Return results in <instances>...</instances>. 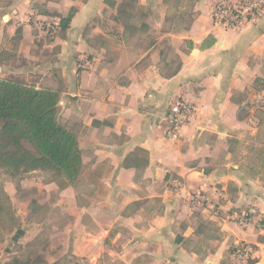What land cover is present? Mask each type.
<instances>
[{
    "label": "crops",
    "instance_id": "obj_1",
    "mask_svg": "<svg viewBox=\"0 0 264 264\" xmlns=\"http://www.w3.org/2000/svg\"><path fill=\"white\" fill-rule=\"evenodd\" d=\"M123 1L0 0V76L60 90V120L82 151L77 184L52 182L76 196L62 224L66 248L51 264H245L234 259L238 244L254 250L247 264H264V13L227 28L212 20L217 0L189 1V12L139 0L140 14L129 5L119 12ZM209 35L216 42L202 48ZM176 96L195 112L173 140L164 131ZM5 188L19 218L15 236L0 243V264H11L23 258L20 237L39 233L22 228L20 190ZM190 192H205L211 205L192 208ZM30 203L25 219L46 207L38 202L33 212ZM253 206L257 214L239 224L235 215ZM43 251L31 264H47Z\"/></svg>",
    "mask_w": 264,
    "mask_h": 264
},
{
    "label": "trees",
    "instance_id": "obj_2",
    "mask_svg": "<svg viewBox=\"0 0 264 264\" xmlns=\"http://www.w3.org/2000/svg\"><path fill=\"white\" fill-rule=\"evenodd\" d=\"M133 2V1H132ZM126 0L119 6L125 12ZM77 9L72 7L62 16V30L70 26ZM216 42L213 35L201 44L208 48ZM192 47L193 43L188 42ZM60 90L36 87L16 77H0V169L16 180L21 190L23 176L35 172L45 173L47 183L55 182L59 188L76 185L83 169V157L77 134L59 117ZM38 200L31 199L30 209L37 212ZM19 226L13 202L0 180V243ZM41 237L31 241L34 245ZM36 258H16L11 264H31ZM251 263V262H250Z\"/></svg>",
    "mask_w": 264,
    "mask_h": 264
},
{
    "label": "rangeland",
    "instance_id": "obj_3",
    "mask_svg": "<svg viewBox=\"0 0 264 264\" xmlns=\"http://www.w3.org/2000/svg\"><path fill=\"white\" fill-rule=\"evenodd\" d=\"M132 1H133L132 9H134L135 12L140 14L141 8L137 4L139 0H132ZM189 1H193V0H171L170 2L171 5L169 6L171 7V10L178 9L177 7H181L182 10L189 12L190 10ZM190 18L191 15L190 17L188 16L185 19H183L180 22V26L185 27L189 23ZM135 21H139V20H135ZM176 26H178V22H176ZM150 37L155 38L156 34L151 33ZM170 39L171 37L166 36L162 40L161 45L166 49L167 60H171L172 67H175L176 64L178 63V56L175 55V53L172 50L173 47L169 41ZM29 80L30 81L28 83L30 82L32 83L33 81H36V79L34 78H29ZM0 178L4 180V184L7 188L12 187L13 189H15V186L17 185L16 180L10 177L8 174L4 173L1 169H0ZM46 180H47V175H45V173L30 174L23 176L21 179L22 189L16 194L17 195L16 198L19 202H20L19 197L21 196L23 198V199L21 198L22 201L20 202L21 204L18 208L19 210H21L22 212L21 214L23 215V219H24L22 222L23 225L22 228L28 229L29 226L34 227L37 234L39 233L38 235L41 237V239L38 240L36 244L32 245L31 240L33 239H29V235H30L29 234L26 237H20L19 243L16 245V247L17 250L21 252V256H23L24 260L27 257L30 258L31 255H35L36 254L34 253L35 250H44L42 254H44L47 259L45 261L47 264H51L57 260L58 256L61 255V253L66 248V245L62 243L63 236L66 237L65 235L62 234V224L71 217V215H69V212L66 210L68 205L67 202L68 203L71 202L73 196H76V194L73 193V190H70L69 193L64 196L63 193L60 192L56 184L47 183ZM31 198L32 199L36 198L40 204L46 206L47 208L46 207L42 208L39 212V215L31 217L29 219H25L27 218L26 214L27 215L30 214L26 202H31ZM32 207H35V204H32ZM43 222L44 224L45 223L48 224L46 228L45 225H42ZM16 231L17 230H14L12 233L8 234L5 238V241L7 242L8 239H11L13 236H15ZM48 237L50 238V240L48 239V241H46V238ZM5 246L6 245H4L2 249H0V255L3 253ZM36 261L37 263L42 264L43 260L38 258ZM62 264H83V263L78 262L76 259H69Z\"/></svg>",
    "mask_w": 264,
    "mask_h": 264
},
{
    "label": "built area",
    "instance_id": "obj_4",
    "mask_svg": "<svg viewBox=\"0 0 264 264\" xmlns=\"http://www.w3.org/2000/svg\"><path fill=\"white\" fill-rule=\"evenodd\" d=\"M264 13V0H217L211 10L212 20L227 28H238L248 23H255ZM46 21H37L40 28L47 26L51 28L53 24ZM46 24V25H45ZM80 67H85L83 61ZM195 112V105L183 96H176L170 105L169 126L165 128V137L176 140L180 136L181 129L190 122ZM188 202L192 208H203L211 205V198L205 192H190ZM255 206L248 208L235 215V220L246 225L251 217L257 214ZM254 250L246 244H238L233 251L234 259L237 262L247 264L253 258ZM162 264H178L173 259L165 260Z\"/></svg>",
    "mask_w": 264,
    "mask_h": 264
}]
</instances>
